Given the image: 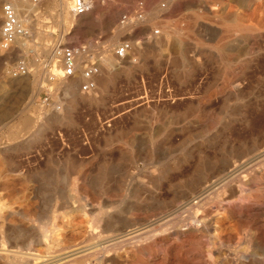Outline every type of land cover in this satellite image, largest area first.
<instances>
[{
	"label": "rangeland",
	"instance_id": "rangeland-1",
	"mask_svg": "<svg viewBox=\"0 0 264 264\" xmlns=\"http://www.w3.org/2000/svg\"><path fill=\"white\" fill-rule=\"evenodd\" d=\"M60 1L48 0L33 9L28 0L24 14L40 10L36 16L29 15L35 44L31 43L25 55L22 51L29 48L26 43H18L7 53L0 52V249L10 247L20 255L45 250L38 242V233L55 211L72 212L80 207L93 211L111 209L110 212L121 213L116 221L132 222L136 218L142 219L141 224H146V219L157 221L166 212L197 198L207 183L230 172L233 165L252 160L264 151V39L255 47V53L258 52L250 60L243 57L245 61L230 64L219 54L208 55L203 42L205 33L201 30L202 7L192 9V0H111L105 7L97 5L90 13L93 17L79 18L82 20L79 26L76 22L67 27L57 21ZM139 1L146 4L149 28L161 30L159 37L136 49L123 64L108 53L105 62L114 59L116 71H104L102 67L95 92L81 93L78 78L49 80L51 75L59 77L60 66L56 65L48 75L49 70H44L38 61L51 55L52 43L67 35V41L72 43H89L99 35L111 43L131 40L130 29L117 23L121 13ZM196 13L201 23L198 33L202 46L198 51L199 56H204H200L202 59L198 56L201 61L198 59L195 67L190 30ZM139 32L141 35L145 30ZM21 56L27 57L29 67L34 70L32 75L15 79L10 73ZM237 80L244 82L245 94L241 93V99L226 87L229 81ZM73 84L77 86L74 94L68 92ZM225 92L228 94L223 95ZM46 97H50L49 105L45 103ZM212 108L215 114L210 113ZM225 169L228 171L222 173ZM254 170L255 176H251L253 172L244 173L238 180L250 184L257 176L261 179L258 184L261 191L264 164L256 165ZM236 182H232V189L239 186ZM258 201L246 194L243 199L228 194L205 201V207L200 209V212L213 209L221 214L211 219L213 222L216 217L221 219L225 264H231L234 251L239 252L243 264H264V251L256 247L257 241L264 240V199ZM229 210L235 220L230 219ZM182 216L186 215L182 212L177 215ZM56 223L58 228L46 227L51 232V240L46 242H54L52 251L59 255L71 251L72 245L78 246L86 229L64 224L60 219ZM168 228L167 225L162 230ZM226 236L233 238L232 246L227 245ZM147 238L138 243L139 257L151 260L154 256L157 261L153 264H163L162 250ZM164 252L176 259L175 247ZM247 256L249 260L245 259Z\"/></svg>",
	"mask_w": 264,
	"mask_h": 264
},
{
	"label": "bare ground",
	"instance_id": "bare-ground-1",
	"mask_svg": "<svg viewBox=\"0 0 264 264\" xmlns=\"http://www.w3.org/2000/svg\"><path fill=\"white\" fill-rule=\"evenodd\" d=\"M191 2H192L191 8H192V6L194 7V9H198V7H202V13H203V19H204V20H202V22L204 24H203V29H201V30H203L204 33H205V41H203V42H205L204 48L206 49V51H208V55L209 56L212 57V56H214L215 53L219 54V55L222 56V59H223V57L225 58L224 59L225 63H230L231 64L233 62H236L237 60L243 59V57H246V58L248 57V59L250 60V58L253 57L258 52L257 51L255 53V51H256L255 47L259 44L260 41H262L264 39V0H192ZM27 5H29L28 4V0H20V2L17 4V9L19 11H23L25 8H27L26 7ZM58 5H59L58 6L59 13H58V16H57V18H58L57 21H58L59 24L67 27L68 25H71V24H74V23L77 22L78 26L80 25L82 20L81 19L80 20L79 19H75L72 16V14L70 12V5L66 2V0H61ZM30 6L31 5H29V7ZM199 11H200V9H199ZM198 14L199 13H196L194 15V19L191 18L192 19L191 20L192 27H191V30H190V37H191V42L190 43L192 45L191 46L192 47V49H191L192 50V62H193V65L195 67L198 64V59L202 55L201 54L199 56L200 53L198 51L199 50V46H202L201 45V40H200V35L201 34L198 33V30H199V27H200V25H199L200 16H198ZM86 17L87 18H89V17L91 18L93 16L89 14ZM180 32H182V31H180ZM173 33H176V32H173ZM202 38H203V36H202ZM167 39H168V37H167ZM154 42H156V41H154ZM263 45L264 44H262V46ZM16 47H17V45L14 48H16ZM189 47H190V44H189ZM19 48H21V47H19ZM25 48H26V46H25ZM257 48H258V46H257ZM262 50L264 51V49H262ZM198 56H199V58H198ZM202 56H204V55H202ZM246 58H244L243 60L245 61ZM200 59H202V58H200ZM217 59L220 60V58H217ZM115 60H116V57H115ZM115 60L114 59H109L108 61L105 62V64L103 63L104 71L111 72L114 69V67H115ZM245 63H247V62H245ZM210 67H212V66H210ZM50 71L51 70L48 71L49 72L48 75H51L52 72L50 73ZM240 72L242 73V71H240ZM195 73H197V71H195ZM236 75L238 77L239 73L236 72ZM51 76H53V75H51ZM56 77H58V76H56ZM231 78H233V77H231ZM78 79H79L78 81H80V83H81L82 79L81 78H78ZM238 80L237 81H229L226 84V87L228 86L227 87L228 90H230L232 92V94L237 99H241L240 98L241 97V93L245 92V91L242 92L243 83L244 82L241 83ZM76 87L77 86H74V84H73V86L68 87V92L73 93V94L76 93ZM212 90H214V89H212ZM227 94L228 93L223 94V95H227ZM207 95H209V94H207ZM229 95L232 96L231 94H229ZM253 95H255V94H253ZM244 96H246V95H244ZM81 97H82V94H81ZM246 99L244 98V100H246ZM214 103H215V101H214ZM215 104H217V103H215ZM200 105H202V104H200ZM203 105H202V108H204ZM243 105H245V104H243ZM232 106H233V104H232ZM245 107H246V105H245ZM214 109L210 110V113H212V114L214 113L215 114ZM244 111H245V109H244ZM218 112H220V111H218ZM219 114H221V112ZM242 114H244V113H242ZM242 114L240 116H242ZM218 117H220V116H218ZM243 117L244 116H242V118ZM208 118H210V117H208ZM219 121L220 120H218V122ZM214 122L217 123V121H214ZM222 123H223V121H222ZM230 125H232V124H230ZM223 128H225V127H223ZM229 128H231V127H229ZM242 152H243V150H242ZM237 156H234V157H237ZM225 160H227V159H225ZM200 162H202V161H200ZM217 164H218V162H217ZM239 164L240 165H233L230 172H227L228 169H225L222 173H226L227 172V174L223 175L221 178L217 177V179L215 181H212V182L208 181L209 182V183H207L208 185H205L203 191L201 193H199L200 195H196L197 198H195V196H194V197H192L193 199L195 198L194 200L187 201L183 205L177 206V207H175L172 210L170 209L171 210L170 212H166L165 214H163V216L160 217V219H158L157 221H155L156 219L155 220L153 219L155 222L154 221H148L147 219L145 220V218H144V220L147 223L146 224H141L140 221L142 219H138L136 217H135L136 218L135 220H133L132 222L130 221L131 223L127 222V221H129L128 219H127V221H122V220H117L116 221V218H119L121 213H119L117 211L114 212V213L110 212L111 209H110V211H107V210L93 211L92 209H87L85 207H80L78 210L72 211V212L58 213V212L55 211V214H53V217H51L48 222L46 221L47 223L45 225L43 224L44 226L41 227V230L38 233L39 237L37 239L39 240L38 242H40L42 244L43 248L45 249L44 251H37L36 250V251L32 252L31 254L28 252L29 254H27V253L23 254L22 253L20 255L17 252V250L14 251L10 247H8V248H6V247L2 248L1 247L2 249H0V250L2 252H0V260H3L6 264H153V261H157L154 256H152L151 260L150 259L149 260H143L142 259L143 257L142 258L139 257L140 250L138 248L139 247L138 243H139V241L142 238L147 236L149 239H151L153 245L159 246V250L160 249L162 250V252H160L161 250L159 252L163 256V258H162L163 259V264H225L224 260L222 259L223 258V246H224V242L223 241L224 240H223V237H222L223 234L221 235V230H220L221 219L216 217L217 219L214 222L211 219V217L219 216L221 214H219L218 211L213 210V209H205L202 212H200V209H203L205 207V201H211V200H213L215 198H218L220 196H222V197L224 196L225 197L228 194H230L232 198L239 197L240 199H243V197L246 194V195H248V198L253 200V201H258V200L264 199V192H262V190L264 191V189L259 191L260 187H258V184L261 182L260 178H257V176L254 177V180L250 184H246V183L242 182L241 180H238V177L241 174H244V173L251 174V172H253L251 176L253 177V174L255 176L257 169L254 170V167L256 165H258V167H259L260 164L261 165L264 164V151H262L259 154H257L254 158H252V160H248V161L243 162L242 164L241 163H239ZM203 166H204V164H203ZM215 166H217V165H214V167ZM201 168H202L201 170H204L203 167H201ZM222 169H224V168H222ZM202 172H204V171H202ZM211 177H213V176H211ZM187 179H189V178H187ZM182 180H183V178H182ZM233 181H237L238 182L239 186L237 187V189H232L231 185H232ZM262 186H261V188H263ZM181 187H182V184H181ZM191 188H192V186H191ZM227 189L230 191L229 193H228ZM196 191H197V189H196ZM187 192H189V191H187ZM80 196H84V195H80ZM190 196H192V195H190ZM228 199H229V196H228ZM230 202L232 203V201H230ZM252 203H254V202H252ZM260 203H261L260 205L263 206V203L262 202H260ZM84 204L85 203H83V205ZM74 205H72V207ZM93 205H95V204H93ZM220 205H223V204L221 203ZM247 205H248V203H247ZM105 207H102V208H105ZM227 208H228V206H227ZM72 209H74V208H72ZM107 209H108V207H107ZM68 210L71 211V209H68ZM158 210L160 211V209H158ZM180 212H182L186 216L185 217L182 216L183 218L177 217L178 213H180ZM116 213H117V215H116ZM228 213L230 214V216L228 215L230 217V219H232V220L236 219V217H235L233 212H231L229 210ZM28 214H30V213H28ZM28 214H27V216H29ZM33 214H36V213L33 212ZM148 215H149V213H148ZM137 217H140L139 214H138ZM146 218H148V217H146ZM252 218H253V216H252ZM56 219H60L64 224H71V226L73 225L74 227L80 226L81 228L86 229L85 233L83 234L82 241L80 243H78V246L77 245L76 246H73V245L70 246L69 245L73 250L70 248L71 251H69L67 253H62V254H59V255H56V253L54 251H52L53 247L51 245H53L54 242L52 241L53 244L51 242H50V244L48 242H46L48 239L51 240V232H49V230H47L46 227L52 226L53 228H58L59 225H57ZM222 219H224V218H222ZM34 220H36V219H34ZM124 220H126V219H124ZM43 222H45V221H43ZM228 222H230V220H228ZM237 223H239V222H237ZM231 224H232V222H231ZM167 225L169 226V228L165 229V230H162ZM225 226L226 225H224L223 227L225 228ZM228 227H229V225H228ZM59 229H61V228H59ZM246 229H248V228H246ZM260 229H262V228H260ZM225 231H227V230H225ZM251 231H252V229H251ZM62 232H63V230H62ZM57 233H59V232H57ZM252 236H254V235H252ZM226 237H225V239H226ZM148 238H147V240H148ZM227 238H229V239H227V243H228L227 245H231L234 242L233 238L232 237H227ZM239 238H240V236H239ZM35 239H33V240H35ZM54 239L55 238H53L52 240H54ZM78 240L76 239V241H78ZM34 242H32V243H34ZM169 242H171L172 245L168 246ZM256 244H257L256 247H259L262 251H264V240L263 241L262 240L261 241H257ZM35 245H37V243ZM227 245H226V247H227ZM233 245L236 246V243L233 244ZM57 246H59V245H57ZM37 247H39V246H37ZM173 247H175V249H176V259H174V260H172L171 259L172 257H170L169 255H167L164 252V251L167 252L168 250L172 249ZM253 247H255V246H253ZM36 249H38V248H36ZM67 249H69V248H67ZM255 249H257V248H255ZM33 250H34V248H33ZM56 251H58V250H56ZM61 251H63V250H61ZM248 251H249V248H248ZM58 252H60V251H58ZM244 253H246V252H244ZM238 254H239L238 251L237 252L236 251L233 252L234 259L232 261L230 260L231 264H243L244 263V262L241 261V259H240ZM263 255H264V253H263ZM145 257H147V256H145ZM248 258H249L248 256L245 257V259H248ZM254 259H256V258H254ZM160 260H161V258H160ZM256 261H258V259ZM256 261H254V262L256 263Z\"/></svg>",
	"mask_w": 264,
	"mask_h": 264
},
{
	"label": "built area",
	"instance_id": "built-area-1",
	"mask_svg": "<svg viewBox=\"0 0 264 264\" xmlns=\"http://www.w3.org/2000/svg\"><path fill=\"white\" fill-rule=\"evenodd\" d=\"M1 1V26H0V52L7 53L18 43H26L29 48L23 50L25 55L33 43V32L30 25L29 15L36 16V13L24 14V11L17 9L20 0H0ZM47 0H30L33 9H38ZM70 5V12L75 19H79L92 13L97 5L105 7L111 0H66ZM165 8V5L162 6ZM29 20V21H28ZM148 16L146 4L139 1L132 7L128 6L122 12L117 26L130 29L133 39L121 40L111 43L103 35L96 36L89 43L68 42L67 36L50 45L51 55L47 58H39V64L44 70H51L56 65L61 68V74L56 79L50 77V81H68L70 79L81 78L80 91L91 93L97 90V77L101 75L103 63L106 55L112 53L120 62L125 63L136 49H142L147 41L155 40L161 35L160 29H152L147 25ZM145 33L140 35L139 31ZM33 43V44H31ZM132 62L135 60L131 59ZM33 68L28 65V59L21 56L11 71V76L15 79L32 75ZM50 97H46L45 103L49 105Z\"/></svg>",
	"mask_w": 264,
	"mask_h": 264
}]
</instances>
